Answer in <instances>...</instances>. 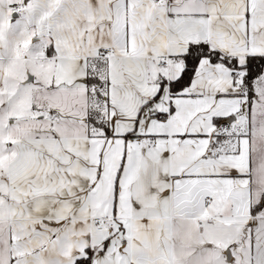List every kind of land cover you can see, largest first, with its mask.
<instances>
[{
	"label": "snow or ice",
	"instance_id": "snow-or-ice-1",
	"mask_svg": "<svg viewBox=\"0 0 264 264\" xmlns=\"http://www.w3.org/2000/svg\"><path fill=\"white\" fill-rule=\"evenodd\" d=\"M0 264H264V0H0Z\"/></svg>",
	"mask_w": 264,
	"mask_h": 264
}]
</instances>
